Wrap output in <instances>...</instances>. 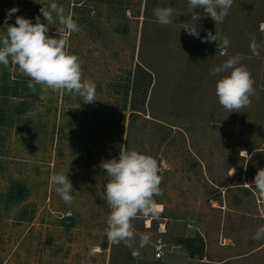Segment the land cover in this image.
<instances>
[{
  "label": "rangeland",
  "instance_id": "1",
  "mask_svg": "<svg viewBox=\"0 0 264 264\" xmlns=\"http://www.w3.org/2000/svg\"><path fill=\"white\" fill-rule=\"evenodd\" d=\"M52 2L80 26L69 47L83 78L96 83L97 101L51 92L42 100L40 86L29 89L16 66L0 65V264H264V239H253L264 225V196L246 185L264 168V47L259 55L249 48L253 36L264 45V0H234L218 25L230 39L224 54L183 29L187 0H0V35L9 9L19 8L9 24L17 15L46 22L40 9ZM168 6L178 15L161 26L153 10ZM198 11L200 36L215 35V22ZM48 26L51 36L61 27ZM237 53L255 95L250 107L228 113L215 95L226 73L210 72ZM123 150L151 155L162 168L163 211L134 222L137 245L140 234L151 237L142 259L105 231L100 165ZM59 171L68 172L71 204L50 184ZM158 240L168 251L154 261Z\"/></svg>",
  "mask_w": 264,
  "mask_h": 264
},
{
  "label": "clouds",
  "instance_id": "2",
  "mask_svg": "<svg viewBox=\"0 0 264 264\" xmlns=\"http://www.w3.org/2000/svg\"><path fill=\"white\" fill-rule=\"evenodd\" d=\"M233 3L234 0H187V13H191V19L184 23L183 29L202 43L218 42L221 54L226 53L230 39L220 33L218 25L224 22ZM201 9L204 16L215 22V35L208 31L206 36H200L198 22L203 16L198 10ZM17 12L18 7L9 9L4 19V34L0 35V65L16 66L19 74L28 77L29 89L35 91L40 86L42 100L47 99L51 92L73 98L78 96L89 104L97 101L96 83L83 78V62L69 47L71 34L81 30L72 13H66L62 4L52 2L48 8L40 9L46 22L41 21L40 15L35 17V23L30 18L17 15L15 24H9L8 21ZM153 15L159 25L168 26L174 23L178 12L171 6L156 7ZM57 21L61 25L56 30L57 35H48V25ZM262 47L264 45L258 44L253 36L249 45L252 54L259 55ZM243 59L237 53L210 72L211 75L226 73L216 82L215 95L228 113L241 112L250 107L255 95V80L247 65L242 63ZM100 167L108 178L104 186V197L110 210L105 229L107 238L115 246L122 243L130 249L134 259H142L139 249L148 246L151 237L149 233L140 234L137 245L134 222L148 217L156 219L163 211V205L156 199L163 195L162 168L158 159L137 150H123L118 158L102 161ZM49 180L64 203L71 204L74 190L68 172H54ZM246 185L264 196V168L257 170L254 186ZM253 239H264V225L257 228ZM163 247L166 245L157 250L158 258L164 254Z\"/></svg>",
  "mask_w": 264,
  "mask_h": 264
},
{
  "label": "built area",
  "instance_id": "3",
  "mask_svg": "<svg viewBox=\"0 0 264 264\" xmlns=\"http://www.w3.org/2000/svg\"><path fill=\"white\" fill-rule=\"evenodd\" d=\"M162 245H166V247H163V255L162 256H159V258H158V248H160ZM173 248H175V249H180L181 248V246L180 245H175ZM153 249H154V251H153V260L154 261H161V260H163L164 259V257H165V254L167 253V251H168V245L164 242V241H162V240H158L155 244H154V246H153Z\"/></svg>",
  "mask_w": 264,
  "mask_h": 264
},
{
  "label": "trees",
  "instance_id": "4",
  "mask_svg": "<svg viewBox=\"0 0 264 264\" xmlns=\"http://www.w3.org/2000/svg\"><path fill=\"white\" fill-rule=\"evenodd\" d=\"M189 242L191 243L192 241H189ZM185 248H186L189 252L197 251V250H195V249L192 247L191 244H186V245H185Z\"/></svg>",
  "mask_w": 264,
  "mask_h": 264
},
{
  "label": "bare ground",
  "instance_id": "5",
  "mask_svg": "<svg viewBox=\"0 0 264 264\" xmlns=\"http://www.w3.org/2000/svg\"><path fill=\"white\" fill-rule=\"evenodd\" d=\"M230 244V243H229Z\"/></svg>",
  "mask_w": 264,
  "mask_h": 264
}]
</instances>
